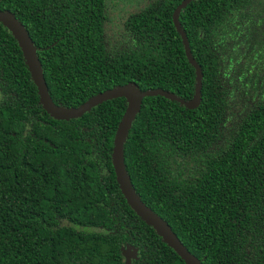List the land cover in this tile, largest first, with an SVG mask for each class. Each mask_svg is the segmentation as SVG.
Wrapping results in <instances>:
<instances>
[{
	"label": "trees",
	"instance_id": "1",
	"mask_svg": "<svg viewBox=\"0 0 264 264\" xmlns=\"http://www.w3.org/2000/svg\"><path fill=\"white\" fill-rule=\"evenodd\" d=\"M185 0L131 13L108 46L105 0H0L33 42L51 101L134 83L183 101L196 73L173 23ZM178 23L200 103L145 97L124 145L141 201L202 264H264V0H192ZM126 100L55 120L0 23V264H184L127 205L111 162Z\"/></svg>",
	"mask_w": 264,
	"mask_h": 264
},
{
	"label": "water",
	"instance_id": "2",
	"mask_svg": "<svg viewBox=\"0 0 264 264\" xmlns=\"http://www.w3.org/2000/svg\"><path fill=\"white\" fill-rule=\"evenodd\" d=\"M190 1L192 0L183 1L173 13L174 26L182 38L187 59L194 67L196 73L195 95L193 99L189 101H183L175 95L160 89L142 91L134 83H128L123 86H116L100 92L75 108L58 107L50 99L48 89L43 78L41 64L37 58L33 42L29 38L24 26L12 13L8 11H0V23L6 27L17 40L18 45L21 48L24 61L28 67L31 79L37 89L39 103L45 112L53 119L64 121L78 119L103 102L117 98H124L126 100V109L120 122L118 123L111 154L112 167L119 190L132 211L146 225L154 229L156 234L161 238L162 242L171 248L184 262V264H202L200 260H198L185 248L175 233H173L170 226L141 201L139 195L133 188L124 163V145L127 141L129 131L132 128V124L141 109L142 100L145 97L161 96L169 100L176 101L187 109H194L200 103L201 69L192 58L188 41L178 23V15L180 11ZM123 257L124 264H131V259L136 258V250L130 249L124 251Z\"/></svg>",
	"mask_w": 264,
	"mask_h": 264
},
{
	"label": "rangeland",
	"instance_id": "3",
	"mask_svg": "<svg viewBox=\"0 0 264 264\" xmlns=\"http://www.w3.org/2000/svg\"><path fill=\"white\" fill-rule=\"evenodd\" d=\"M110 0H106L108 8V21L106 27L105 38L108 46L117 45L123 39H126V34L124 33L123 23L125 19L133 13L136 6L122 5L117 10L111 9ZM147 3H143L141 7L145 6Z\"/></svg>",
	"mask_w": 264,
	"mask_h": 264
},
{
	"label": "flooded vegetation",
	"instance_id": "4",
	"mask_svg": "<svg viewBox=\"0 0 264 264\" xmlns=\"http://www.w3.org/2000/svg\"><path fill=\"white\" fill-rule=\"evenodd\" d=\"M155 1H158V0H110L109 3L111 4V9L113 10H117L122 5H128V6H136L135 8L136 10L134 12H137V11L144 9L150 3L155 2ZM105 3H106V0H105ZM143 3H147V4L141 7Z\"/></svg>",
	"mask_w": 264,
	"mask_h": 264
}]
</instances>
